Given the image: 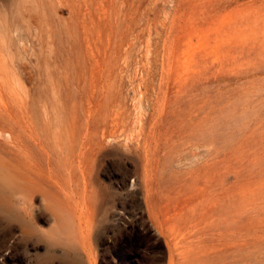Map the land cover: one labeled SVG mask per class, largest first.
<instances>
[{
  "label": "rangeland",
  "instance_id": "obj_1",
  "mask_svg": "<svg viewBox=\"0 0 264 264\" xmlns=\"http://www.w3.org/2000/svg\"><path fill=\"white\" fill-rule=\"evenodd\" d=\"M0 5V111L34 101L30 157L0 142V264L60 209L86 264H264V0Z\"/></svg>",
  "mask_w": 264,
  "mask_h": 264
},
{
  "label": "bare ground",
  "instance_id": "obj_2",
  "mask_svg": "<svg viewBox=\"0 0 264 264\" xmlns=\"http://www.w3.org/2000/svg\"><path fill=\"white\" fill-rule=\"evenodd\" d=\"M33 6L34 2L32 4V7ZM2 9L3 7L0 5V74H3L6 77V80L9 81V70H7L2 60V27L5 26L6 23H4L1 15ZM30 19L34 18L29 17V21ZM7 26L9 27V30L14 29L15 31H18L22 25L19 21H16ZM30 36V38L33 39V35ZM142 51L144 52V50ZM3 91H5V87L2 84V88L0 87V107H6L3 101ZM16 96L19 97V95ZM19 101L21 104L20 112L7 117L3 116L0 111V142L14 149L15 154H23V157H30V151L28 150L29 147L26 146L23 136L25 134L30 138L34 136V101L31 102L33 106L24 97H20ZM39 173L40 172H38V174ZM5 183H7V180H3L2 183L0 179V193H2ZM0 213L6 217H19L18 212L7 203L0 204ZM56 213V225L50 229V238L34 239V245L43 246L44 249L43 253L36 257L34 264H54L56 262L59 264H86L85 257L88 262H91L92 247L90 239H70V237L67 236V216L64 213V210L60 209Z\"/></svg>",
  "mask_w": 264,
  "mask_h": 264
}]
</instances>
